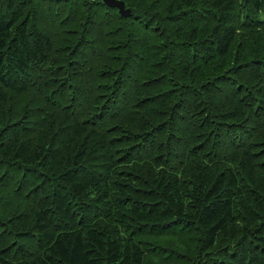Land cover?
Listing matches in <instances>:
<instances>
[{
  "label": "trees",
  "instance_id": "16d2710c",
  "mask_svg": "<svg viewBox=\"0 0 264 264\" xmlns=\"http://www.w3.org/2000/svg\"><path fill=\"white\" fill-rule=\"evenodd\" d=\"M0 0V264H264V0Z\"/></svg>",
  "mask_w": 264,
  "mask_h": 264
},
{
  "label": "water",
  "instance_id": "95a60500",
  "mask_svg": "<svg viewBox=\"0 0 264 264\" xmlns=\"http://www.w3.org/2000/svg\"><path fill=\"white\" fill-rule=\"evenodd\" d=\"M107 6L118 9L120 14L128 18L131 16V10L126 8L125 2L120 0H102Z\"/></svg>",
  "mask_w": 264,
  "mask_h": 264
}]
</instances>
